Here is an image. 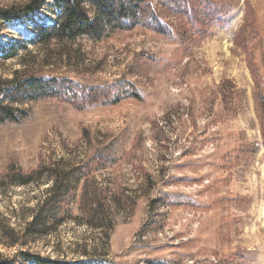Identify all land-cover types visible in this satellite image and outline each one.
<instances>
[{
	"label": "rangeland",
	"instance_id": "rangeland-1",
	"mask_svg": "<svg viewBox=\"0 0 264 264\" xmlns=\"http://www.w3.org/2000/svg\"><path fill=\"white\" fill-rule=\"evenodd\" d=\"M214 1L220 21L188 42L137 26L65 44L69 60L59 59L58 45L22 53L30 66L47 55L45 75L85 87L128 83L139 99L78 109L44 100L20 124L0 125L3 261L264 264V0ZM51 5L44 0L0 38L27 40L37 24L53 22ZM18 63L0 62V79ZM92 160L100 161L84 179L97 196L87 211L78 210V187L69 216L33 234L28 224L50 182L43 175L19 186L20 172Z\"/></svg>",
	"mask_w": 264,
	"mask_h": 264
},
{
	"label": "trees",
	"instance_id": "trees-1",
	"mask_svg": "<svg viewBox=\"0 0 264 264\" xmlns=\"http://www.w3.org/2000/svg\"><path fill=\"white\" fill-rule=\"evenodd\" d=\"M51 2L54 16L51 24H37L33 28V35L27 40L3 42L0 38V62L17 60L20 67L14 71L10 79H0V125L20 124L29 117L30 106L44 100L69 103L78 109L86 103L113 105L125 98L139 99L138 92L128 83L85 87L71 79L45 75L41 71L50 65L47 55H44L37 64L33 61L30 66L23 61L25 57L22 54L31 55L32 52H28L29 48L45 49L58 45L63 47L59 59L63 61L65 57L69 60L70 55L67 56L65 52V44L83 38L99 42L115 32L130 31L137 26L149 28L168 39L180 36L184 41L187 38L188 42L201 34L206 36L209 26L213 22H219L223 15L219 11V4L214 0H157V6L161 10L180 21L177 29L159 17L154 9L153 0H51ZM43 3L44 0H20L0 6V35L5 26L30 18ZM33 60L36 61L34 58ZM35 66L38 68H34ZM99 161L92 160L60 170L40 167L26 174L20 172L16 180L19 186H26L43 175L47 177L45 180L50 182L47 195L36 207L34 216L28 224V229L33 234L38 233L40 228L43 229L45 221L58 224L69 216V207L78 187H81L78 210L82 214L87 211L88 201L97 194L95 191H91V194L87 192L88 186L84 178L96 169ZM82 179L84 183L81 185ZM25 258L31 264H99L92 260L81 263L27 255ZM0 264L13 263L3 261L0 256Z\"/></svg>",
	"mask_w": 264,
	"mask_h": 264
},
{
	"label": "bare ground",
	"instance_id": "bare-ground-1",
	"mask_svg": "<svg viewBox=\"0 0 264 264\" xmlns=\"http://www.w3.org/2000/svg\"><path fill=\"white\" fill-rule=\"evenodd\" d=\"M264 214V213H263Z\"/></svg>",
	"mask_w": 264,
	"mask_h": 264
}]
</instances>
